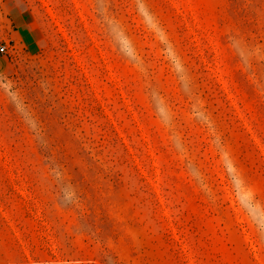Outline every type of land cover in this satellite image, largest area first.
I'll use <instances>...</instances> for the list:
<instances>
[{
  "label": "rangeland",
  "instance_id": "obj_1",
  "mask_svg": "<svg viewBox=\"0 0 264 264\" xmlns=\"http://www.w3.org/2000/svg\"><path fill=\"white\" fill-rule=\"evenodd\" d=\"M4 42L0 264H264V0H2Z\"/></svg>",
  "mask_w": 264,
  "mask_h": 264
},
{
  "label": "crops",
  "instance_id": "obj_2",
  "mask_svg": "<svg viewBox=\"0 0 264 264\" xmlns=\"http://www.w3.org/2000/svg\"><path fill=\"white\" fill-rule=\"evenodd\" d=\"M1 1L2 0H0V2ZM13 18V22L17 28L16 33L18 34L19 39L27 41L29 44H33L35 42V33L31 30V15H28V13H24L23 11H18L15 12V16Z\"/></svg>",
  "mask_w": 264,
  "mask_h": 264
},
{
  "label": "built area",
  "instance_id": "obj_3",
  "mask_svg": "<svg viewBox=\"0 0 264 264\" xmlns=\"http://www.w3.org/2000/svg\"><path fill=\"white\" fill-rule=\"evenodd\" d=\"M9 44L7 42L0 43V53H8Z\"/></svg>",
  "mask_w": 264,
  "mask_h": 264
}]
</instances>
